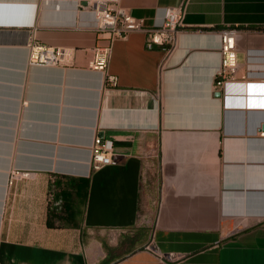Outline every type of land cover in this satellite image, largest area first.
Segmentation results:
<instances>
[{"label":"crops","instance_id":"crops-1","mask_svg":"<svg viewBox=\"0 0 264 264\" xmlns=\"http://www.w3.org/2000/svg\"><path fill=\"white\" fill-rule=\"evenodd\" d=\"M177 4L172 53L132 31L102 72L90 62L107 40L77 0H0V264H264V0L114 7L150 28ZM226 28L240 30L237 76L253 83L225 91ZM31 38L69 63L30 64ZM96 135L116 164L92 169ZM13 169L30 174L8 185ZM55 175L89 179L78 225L47 224Z\"/></svg>","mask_w":264,"mask_h":264},{"label":"built area","instance_id":"built-area-1","mask_svg":"<svg viewBox=\"0 0 264 264\" xmlns=\"http://www.w3.org/2000/svg\"><path fill=\"white\" fill-rule=\"evenodd\" d=\"M117 0H77L79 7L91 10L95 19L92 28L107 40L106 44L97 45L94 48V56L90 62L91 68L104 72L108 68L113 42L118 38H126L130 32L143 30L147 33V47L153 48L161 45L172 53L177 47L178 36L184 26L185 6L183 4L165 6L163 18L160 24L145 28L142 18L136 17L130 12L114 7ZM240 30L226 28L220 32V56L221 62L215 74V88L227 90L229 86H242L245 80L238 78V38ZM69 53L61 46H49L36 38H31L28 43V61L33 65L65 66L69 63ZM109 84L116 85L117 77L109 74L106 77ZM260 83H264L261 80ZM264 136V132H262ZM112 148V142L96 135L91 144L90 164L92 169H99L105 165L116 164L117 158ZM27 170L13 169L8 178V185L15 180L29 176ZM153 248V247H151Z\"/></svg>","mask_w":264,"mask_h":264},{"label":"trees","instance_id":"trees-1","mask_svg":"<svg viewBox=\"0 0 264 264\" xmlns=\"http://www.w3.org/2000/svg\"><path fill=\"white\" fill-rule=\"evenodd\" d=\"M88 187V178L53 176L50 183L47 224L50 227L78 225V220L83 214L78 198L87 199Z\"/></svg>","mask_w":264,"mask_h":264},{"label":"rangeland","instance_id":"rangeland-1","mask_svg":"<svg viewBox=\"0 0 264 264\" xmlns=\"http://www.w3.org/2000/svg\"><path fill=\"white\" fill-rule=\"evenodd\" d=\"M244 55L242 53L239 54V60L243 61Z\"/></svg>","mask_w":264,"mask_h":264},{"label":"water","instance_id":"water-1","mask_svg":"<svg viewBox=\"0 0 264 264\" xmlns=\"http://www.w3.org/2000/svg\"><path fill=\"white\" fill-rule=\"evenodd\" d=\"M220 94H221V92H219ZM263 127H264V125H263Z\"/></svg>","mask_w":264,"mask_h":264}]
</instances>
